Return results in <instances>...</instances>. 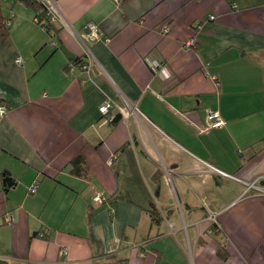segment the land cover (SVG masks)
Returning a JSON list of instances; mask_svg holds the SVG:
<instances>
[{"label":"crops","instance_id":"1","mask_svg":"<svg viewBox=\"0 0 264 264\" xmlns=\"http://www.w3.org/2000/svg\"><path fill=\"white\" fill-rule=\"evenodd\" d=\"M49 1L1 0L0 264H264V0Z\"/></svg>","mask_w":264,"mask_h":264},{"label":"trees","instance_id":"2","mask_svg":"<svg viewBox=\"0 0 264 264\" xmlns=\"http://www.w3.org/2000/svg\"><path fill=\"white\" fill-rule=\"evenodd\" d=\"M23 3H26L33 7L35 11V20L44 30L49 32L51 35H54L58 28L55 24V19H53L52 14L50 12V9L47 4H45L42 0H20ZM11 13L4 15L1 12V0H0V36L4 37L7 33V28L10 24L11 20ZM78 61V59H77ZM76 62V61H75ZM110 112V111H109ZM108 115V114H107ZM120 118L119 114H113V116L110 119L111 123H115ZM70 165V171L73 175L79 176V177H86L88 176V168L86 165L85 158L82 154H76L74 157H72L69 161ZM153 178L155 180V186H154V194L159 196L161 191V183H160V171H156L153 174ZM108 200L106 197L103 198V201ZM150 218L152 222L158 223L160 220V213L155 207V204L153 202L150 203ZM218 229V225L215 222H210V225L208 226L207 230L213 232ZM218 254L222 258H226V252L222 247L218 249Z\"/></svg>","mask_w":264,"mask_h":264},{"label":"built area","instance_id":"3","mask_svg":"<svg viewBox=\"0 0 264 264\" xmlns=\"http://www.w3.org/2000/svg\"><path fill=\"white\" fill-rule=\"evenodd\" d=\"M45 4L48 5L50 12L52 14L53 19L56 18L55 14L53 13V11L51 10V6H50V1L49 0H42ZM117 1V0H116ZM209 18H213V15H210ZM87 28L89 30V37L92 41H96V40H107V37H104L103 35H101L99 28L97 27V25L95 23H88ZM163 32H167L168 31V26H164L163 28ZM195 42L194 40H189L186 42V45H193ZM85 46V55L88 56V58H92L91 57V53L90 50L87 48V46L84 44ZM20 58L16 59L17 62H20ZM147 64L152 67L153 69H157L158 67L162 66L164 67V65H162V63L158 62V61H151L149 59H146ZM89 62H83L80 67L84 68L86 71L90 70V66H89ZM111 108V104L109 101H103L102 104L99 107V110L101 113L106 114L109 113V110ZM5 112V107L3 105H0V115L4 114ZM207 119L209 120L208 125L210 127H218L220 125H222L223 121L220 119V117L217 115V113L215 112H209ZM113 161V157L109 159V163H112ZM220 172V171H219ZM38 183L36 181H34L33 183H31V185L29 186V191L30 192H34L36 190ZM252 185V184H250ZM249 187V185H248ZM264 191V190H263ZM92 200L94 202H102L103 198L99 195V194H95L92 197ZM208 219L210 222H215L217 223L216 220V216L213 213H210L208 215ZM218 225V224H217ZM62 252H65L64 249H62Z\"/></svg>","mask_w":264,"mask_h":264},{"label":"water","instance_id":"4","mask_svg":"<svg viewBox=\"0 0 264 264\" xmlns=\"http://www.w3.org/2000/svg\"><path fill=\"white\" fill-rule=\"evenodd\" d=\"M11 184H12V183H11V178H10L8 175L4 176V177H3V185L6 186V188H7V187H9ZM6 188H5V189H6Z\"/></svg>","mask_w":264,"mask_h":264},{"label":"rangeland","instance_id":"5","mask_svg":"<svg viewBox=\"0 0 264 264\" xmlns=\"http://www.w3.org/2000/svg\"><path fill=\"white\" fill-rule=\"evenodd\" d=\"M169 187L171 188V183H168ZM28 189V193H32L29 191V187L26 188V190Z\"/></svg>","mask_w":264,"mask_h":264}]
</instances>
